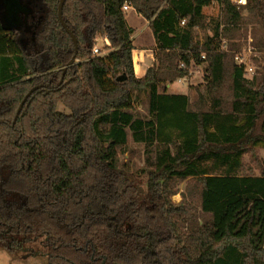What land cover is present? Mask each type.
Instances as JSON below:
<instances>
[{"label":"trees","instance_id":"obj_1","mask_svg":"<svg viewBox=\"0 0 264 264\" xmlns=\"http://www.w3.org/2000/svg\"><path fill=\"white\" fill-rule=\"evenodd\" d=\"M59 1L41 0L31 32L0 23V246L46 255L47 264H264V160L253 153L264 146V76L248 78L221 50V37L233 48L246 23L237 4L66 0L78 51L64 72L75 46ZM128 1L156 42L142 78ZM214 1L223 20L200 42L195 29ZM243 7L257 17L264 49V0ZM99 36L111 43L105 55L93 54ZM204 63L207 94L194 105L161 91ZM142 95L150 117L137 108ZM130 140L146 146L139 174L120 165ZM249 152L260 174L244 161Z\"/></svg>","mask_w":264,"mask_h":264},{"label":"rangeland","instance_id":"obj_2","mask_svg":"<svg viewBox=\"0 0 264 264\" xmlns=\"http://www.w3.org/2000/svg\"><path fill=\"white\" fill-rule=\"evenodd\" d=\"M22 3L30 5L32 14L29 16L30 20L23 25L21 29L33 31V28L43 20V5L41 0H21ZM237 4L238 9L245 17L246 23L243 25L242 32L236 36L232 41L236 46L233 48L229 46V40L226 37H221V50L227 52L232 59V62L236 64H243L245 67L246 76L250 79L254 77L262 78L264 76V49L259 48L256 45V40L262 38L263 30L260 24L256 22L257 17L250 15L249 11L243 7L245 4H239L236 0H233ZM247 2V0H246ZM5 10L4 0H0V18ZM203 12L205 14V23L203 27H196V40L202 42L206 35H212V28L215 21H222L224 16V5L221 2L214 1L209 6L204 7ZM39 26V25H38ZM30 36L27 38L29 39ZM28 39L26 42H29ZM110 41H106V37L99 36V42L96 44L99 49L107 53L109 52L107 47H110ZM232 44V45H234ZM150 49V46L145 47ZM141 49V48H140ZM155 50V47H154ZM139 52H133V63L135 69V62L139 64L138 58ZM156 60V59H155ZM156 61H154L155 63ZM136 68L139 72L138 66ZM136 74V72H135ZM137 76V75H136ZM229 83L223 89L224 97L230 98ZM171 85V86H170ZM166 90L189 95L191 103L194 105L198 102L200 94H207V84L205 79V63L202 65H195L191 68L190 74L187 77L179 78L173 83H168L165 89L161 87V91ZM137 108L144 117H150L148 110V102L146 96L142 95V99L137 102ZM60 108H63L60 105ZM253 153L257 154L260 159L264 160V146L260 144L253 149ZM146 146L144 143H135L130 140L129 146L125 151L119 154L120 165L128 166L129 169L137 174L140 173V169L146 164L147 160ZM244 161L246 164H251L253 167L252 172L260 174V169L256 162L253 161L252 152L245 155ZM144 179V178H143ZM145 181V179H144ZM187 181L179 183V192L173 196L175 202H180L183 199L182 193L186 191ZM198 203H196V206ZM0 264H47V256L39 253L27 252L26 248L18 253H11L6 248L0 246Z\"/></svg>","mask_w":264,"mask_h":264},{"label":"crops","instance_id":"obj_3","mask_svg":"<svg viewBox=\"0 0 264 264\" xmlns=\"http://www.w3.org/2000/svg\"><path fill=\"white\" fill-rule=\"evenodd\" d=\"M125 16L128 24L134 29L132 39L135 49L133 52H139V64L135 62V72L137 77L142 78L146 75L147 69L153 65L155 61V38L150 28V22L142 17L133 6L125 12ZM147 46L151 48L146 49L145 47ZM136 65L138 66L139 72ZM168 93L176 92L168 91Z\"/></svg>","mask_w":264,"mask_h":264},{"label":"water","instance_id":"obj_4","mask_svg":"<svg viewBox=\"0 0 264 264\" xmlns=\"http://www.w3.org/2000/svg\"><path fill=\"white\" fill-rule=\"evenodd\" d=\"M7 1L8 0H4V4H5V10H4V16L5 18L8 17L10 15L8 7H7ZM9 2V1H8ZM19 3L20 5H22L23 7H26L28 9V11L30 12V6L26 3H22L21 0H14L11 1V6L14 7L16 3ZM66 0H60L59 4H58V17L59 20L61 22V24L63 25V27L65 28V30L68 32V34L71 36L74 46H75V54L74 56L71 58V60L68 62V64L64 67V72H66L67 68L71 65H73L76 62V55H77V51H78V39L76 37V35L73 33V31L68 27V25L66 24V22L63 19V8H64V4H65ZM20 11H25L23 8L17 10V15L19 16ZM19 24H17L16 26H18ZM41 86H34L32 87L28 93L25 95L24 99L22 100V102L20 103V106L16 112L15 118H14V122L18 119L26 101L28 100V98L31 96V94L36 91L37 89H39Z\"/></svg>","mask_w":264,"mask_h":264},{"label":"flooded vegetation","instance_id":"obj_5","mask_svg":"<svg viewBox=\"0 0 264 264\" xmlns=\"http://www.w3.org/2000/svg\"><path fill=\"white\" fill-rule=\"evenodd\" d=\"M9 1V2H8ZM7 1V7L9 10L10 15L5 18L4 14L0 18V23H2L6 28L12 29V30H18L21 29L23 25H26L27 22H29V15L30 12L26 7H23L18 2L15 4L14 7L11 5V1L14 0H8ZM23 8L25 11H20L19 16L17 15V10ZM19 24L18 26H16Z\"/></svg>","mask_w":264,"mask_h":264},{"label":"built area","instance_id":"obj_6","mask_svg":"<svg viewBox=\"0 0 264 264\" xmlns=\"http://www.w3.org/2000/svg\"><path fill=\"white\" fill-rule=\"evenodd\" d=\"M236 2H238L239 4H246V0H236ZM132 7V4L131 2H126L124 5H123V11L126 12L129 8ZM185 22V20L183 21V23ZM106 41H108V39L106 38ZM93 54L94 55H105L106 53L102 52L99 47L97 45H95L93 47ZM202 58H205V53L202 54ZM182 65H184L182 63ZM240 65H243V64H240ZM245 68V67H244Z\"/></svg>","mask_w":264,"mask_h":264}]
</instances>
